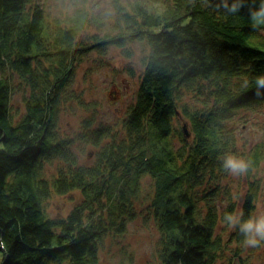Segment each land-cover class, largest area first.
Here are the masks:
<instances>
[{"label": "trees", "instance_id": "trees-1", "mask_svg": "<svg viewBox=\"0 0 264 264\" xmlns=\"http://www.w3.org/2000/svg\"><path fill=\"white\" fill-rule=\"evenodd\" d=\"M262 3L116 2L114 25L88 46L87 12L50 22L35 0H0V264H102L106 241L126 235L139 203L161 232L158 264H251L224 216H254L263 186L264 142L241 144L230 126L242 110L264 109L255 85L264 26L250 20ZM139 42L137 97L119 131L84 121L82 137L98 149L86 164L59 130L64 105L78 99L76 63L89 47ZM19 93L24 111L13 110ZM225 153L251 162L245 194L229 184ZM71 194L66 215L49 214L50 198Z\"/></svg>", "mask_w": 264, "mask_h": 264}, {"label": "rangeland", "instance_id": "rangeland-1", "mask_svg": "<svg viewBox=\"0 0 264 264\" xmlns=\"http://www.w3.org/2000/svg\"><path fill=\"white\" fill-rule=\"evenodd\" d=\"M127 1L35 0V3L43 6L50 22L64 21L79 11L87 12L92 22L86 26L80 39L91 46L96 34L102 36L114 25L117 17L116 2L126 5ZM146 52V47L141 42L129 43L126 46L107 45L102 51L89 47L77 61L71 89H74L78 99L68 101L64 105L59 130L74 140L73 150L80 161L93 163L98 150L82 137L86 119L93 118L96 127L105 124L114 128V131L121 130L122 121L137 97ZM186 99L189 100V97ZM14 109L24 111L21 93L14 96ZM262 110L257 113L242 110L230 124L233 125L239 143H248L251 146L253 143L264 142V109ZM178 124L181 126L179 122ZM57 164L60 163L49 165L48 173L54 172ZM262 164L259 173L262 175L263 186L254 216L264 213V161ZM229 176L233 192L245 194L249 187L247 176ZM149 181H144V188L148 186ZM74 197V194L54 195L46 203L49 214L66 215L74 205ZM141 206L139 203L141 214L135 221L129 222L126 235L116 241H106V247L101 251L102 264H158L156 252L161 232L155 222L151 221L148 215H144L145 210ZM246 250L251 264H264V241L257 247L247 246Z\"/></svg>", "mask_w": 264, "mask_h": 264}, {"label": "clouds", "instance_id": "clouds-1", "mask_svg": "<svg viewBox=\"0 0 264 264\" xmlns=\"http://www.w3.org/2000/svg\"><path fill=\"white\" fill-rule=\"evenodd\" d=\"M250 20L253 27L264 26V3L257 11L250 14ZM255 85L258 89L264 88V73L255 77ZM221 159L223 169L232 176H242L249 172L251 162L242 156L225 153ZM242 216V212L239 214H226L224 220L230 228L239 229L244 236L246 246H259L264 241V213L250 216L246 220H242Z\"/></svg>", "mask_w": 264, "mask_h": 264}, {"label": "water", "instance_id": "water-1", "mask_svg": "<svg viewBox=\"0 0 264 264\" xmlns=\"http://www.w3.org/2000/svg\"><path fill=\"white\" fill-rule=\"evenodd\" d=\"M185 132L189 134L188 129H187V125L185 127Z\"/></svg>", "mask_w": 264, "mask_h": 264}]
</instances>
